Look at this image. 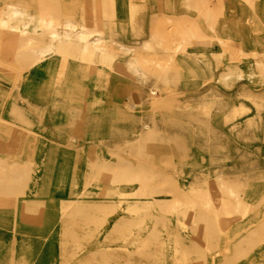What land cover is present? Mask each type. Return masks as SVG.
Here are the masks:
<instances>
[{
  "label": "rangeland",
  "instance_id": "obj_1",
  "mask_svg": "<svg viewBox=\"0 0 264 264\" xmlns=\"http://www.w3.org/2000/svg\"><path fill=\"white\" fill-rule=\"evenodd\" d=\"M0 264H264V0H0Z\"/></svg>",
  "mask_w": 264,
  "mask_h": 264
},
{
  "label": "bare ground",
  "instance_id": "obj_2",
  "mask_svg": "<svg viewBox=\"0 0 264 264\" xmlns=\"http://www.w3.org/2000/svg\"><path fill=\"white\" fill-rule=\"evenodd\" d=\"M29 48V47H28ZM40 48V47H39ZM234 184V183H233ZM238 184V183H237Z\"/></svg>",
  "mask_w": 264,
  "mask_h": 264
}]
</instances>
